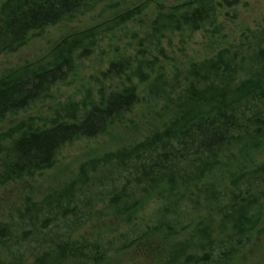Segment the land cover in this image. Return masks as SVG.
<instances>
[{"label":"trees","instance_id":"obj_1","mask_svg":"<svg viewBox=\"0 0 264 264\" xmlns=\"http://www.w3.org/2000/svg\"><path fill=\"white\" fill-rule=\"evenodd\" d=\"M140 0H6L0 8V56L27 45L32 34L96 11L109 16L70 33L37 60L0 75V122L51 100L76 62L100 40L136 22ZM241 0H192L159 11L142 47L168 34L191 38L219 8ZM144 42V43H143ZM143 43V44H142ZM164 52V51H163ZM139 55L145 56L140 52ZM132 71L138 83L97 101L87 94L52 107L51 116L29 118L0 133V189L56 166L59 152L96 139L141 104L159 108L141 140L80 165L76 175L40 200L26 197L0 220V264H113L112 241L74 235L93 221L132 225L159 201V224L133 238L127 249L143 264H234L255 237L264 236V19L261 29L214 58L193 63L184 80L170 81L156 62L133 57L110 64L104 80ZM179 91V93H176ZM108 230V231H107ZM113 250V249H112Z\"/></svg>","mask_w":264,"mask_h":264},{"label":"rangeland","instance_id":"obj_2","mask_svg":"<svg viewBox=\"0 0 264 264\" xmlns=\"http://www.w3.org/2000/svg\"><path fill=\"white\" fill-rule=\"evenodd\" d=\"M5 1L0 0V8ZM189 1L192 0L138 1L147 5V10L141 18L100 40L88 59L77 60L76 69L71 78L53 88L51 100L39 102L16 116L7 117L6 120L0 122V133L29 118L49 116L52 107L59 103H66L68 100L82 101L90 93L97 101L102 88H106L109 95L112 92L122 91L132 83L137 85L138 79L133 78L132 71L113 80H104L102 77L111 63L118 62L122 58L142 59L146 57L156 62L157 73L166 74L170 81L181 76L185 86L184 80L191 64L214 58L225 48L238 44L243 35L257 31L263 25L264 0H241L237 6L232 8H219L213 18L214 22L206 24L191 38L184 39L178 33L168 34L158 43L145 44L146 47L140 45L141 39L150 31L151 22L159 11H166ZM104 7L105 5H100L91 14L49 27L42 33L32 34L27 45L19 51L0 56V75L8 69L39 59L55 42L67 34L79 32L103 22L109 16V14H104ZM140 52L145 53V56L139 55ZM139 93L141 104L123 121L112 125L106 134L96 139H83L66 146L59 152L56 166L53 169L35 178L25 179L0 189V220H4L13 208L21 205L26 197L30 196L35 200H40L45 194L72 179L84 162L101 157L122 145L141 140L150 129L158 126L157 121H152V117L159 111V108L149 106L145 85L139 87ZM256 158L257 164H263L264 150ZM161 208L162 204L159 201L151 202L132 225L106 221L113 228V230H107V233L99 230V226L104 221L100 222L101 224L99 221H93L77 232L74 238L88 237L97 232V237L101 234L103 239L112 241L113 250L111 249L110 258L113 264H143L142 257L134 250L127 249V246L134 237L160 223ZM234 264H264V236L255 237Z\"/></svg>","mask_w":264,"mask_h":264}]
</instances>
